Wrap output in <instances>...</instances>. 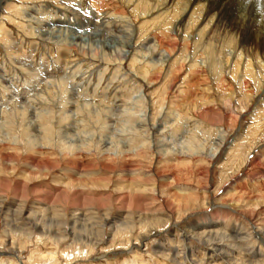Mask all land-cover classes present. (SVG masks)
Here are the masks:
<instances>
[{"label":"rangeland","instance_id":"rangeland-1","mask_svg":"<svg viewBox=\"0 0 264 264\" xmlns=\"http://www.w3.org/2000/svg\"><path fill=\"white\" fill-rule=\"evenodd\" d=\"M180 2L3 0L0 264H264V46Z\"/></svg>","mask_w":264,"mask_h":264},{"label":"bare ground","instance_id":"bare-ground-1","mask_svg":"<svg viewBox=\"0 0 264 264\" xmlns=\"http://www.w3.org/2000/svg\"><path fill=\"white\" fill-rule=\"evenodd\" d=\"M176 1H178V4L182 6L180 0H143L144 6H142V9L148 11V13H151V11L157 9L161 10L170 5L172 6V3H175ZM253 1L254 0H184L185 3L183 5L182 13L192 15V12L195 10V8L198 5H200L201 8L203 7L202 13L200 15L201 21L203 20L215 21L214 19L217 18L218 22H225V23L227 22L228 27H230L232 31H236L238 35L243 37L244 39L243 43L249 44L250 40H254L255 43L252 42V44L254 43L255 46H264V36H261V34L262 35L264 34V11L261 10L262 6L260 3L262 1L261 0H255L254 2ZM2 2L3 0H0V5L2 4ZM177 18L179 19L178 15ZM165 19H168L167 16ZM161 44H163V42H161ZM163 46H164L163 49H165V52L167 54H169L170 52L169 49H174L169 44V42L165 43ZM169 56L170 55H168L167 57ZM239 60L241 62V59ZM252 66L253 64L251 63L248 66V69H251ZM258 75H259L258 73L247 71L245 77L247 79L249 78V79L259 80L262 78L264 80V76L262 77ZM124 264H138V263L136 261L135 262L126 261Z\"/></svg>","mask_w":264,"mask_h":264}]
</instances>
